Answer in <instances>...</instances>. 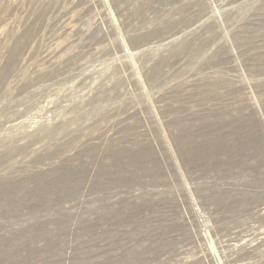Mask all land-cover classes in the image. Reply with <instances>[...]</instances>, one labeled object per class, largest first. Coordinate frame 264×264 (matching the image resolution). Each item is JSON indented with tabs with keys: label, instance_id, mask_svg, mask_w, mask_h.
Instances as JSON below:
<instances>
[{
	"label": "rangeland",
	"instance_id": "374dc122",
	"mask_svg": "<svg viewBox=\"0 0 264 264\" xmlns=\"http://www.w3.org/2000/svg\"><path fill=\"white\" fill-rule=\"evenodd\" d=\"M0 264H264V0H0Z\"/></svg>",
	"mask_w": 264,
	"mask_h": 264
}]
</instances>
